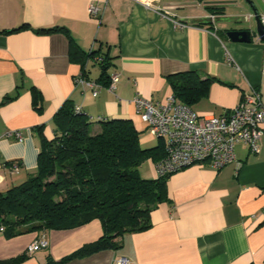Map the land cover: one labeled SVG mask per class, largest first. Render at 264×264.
Instances as JSON below:
<instances>
[{"label":"crops","instance_id":"crops-1","mask_svg":"<svg viewBox=\"0 0 264 264\" xmlns=\"http://www.w3.org/2000/svg\"><path fill=\"white\" fill-rule=\"evenodd\" d=\"M191 1L153 0L155 8L149 9L133 0H0V193L37 172L38 128L52 139L54 117L66 101L95 121L131 120L143 148L159 141L147 131L133 100L139 95L164 102L173 95L171 75L196 71L215 78L208 95L191 107L198 116L224 115L253 89L264 101V42L257 37L233 42L226 35L231 29H254L253 10L263 18L264 0H251L253 6L246 0ZM91 5L100 9L99 18L90 15ZM209 18L219 22L193 23ZM53 28L64 32H37ZM66 32L85 54L94 51L110 59L108 74L120 76L115 92L105 88L94 97L90 88L76 84L82 69L70 59ZM87 71L92 81L101 75L93 61ZM32 88L41 93V113L33 108ZM16 131L22 132V142L7 137ZM235 153L236 162L222 169L206 162L168 177V198L151 212V228L125 235L119 251L64 264H117L121 257L131 264H264V137L258 153L243 143ZM157 163L149 160L140 167L144 179L158 178ZM102 235L98 220L13 238L0 229V260L26 255L20 264L60 262ZM43 236L49 247L28 253Z\"/></svg>","mask_w":264,"mask_h":264},{"label":"trees","instance_id":"trees-1","mask_svg":"<svg viewBox=\"0 0 264 264\" xmlns=\"http://www.w3.org/2000/svg\"><path fill=\"white\" fill-rule=\"evenodd\" d=\"M212 12L219 8L210 7ZM197 26H203L198 24ZM24 29L10 31L18 32ZM64 32L53 28L39 33ZM70 41V59L81 65L89 79L87 64L99 52L85 54L76 41ZM95 64L101 69L96 80L110 85V59ZM173 95L192 107L203 98L215 81L189 71L168 77ZM33 108L41 113V93L32 88ZM54 135L48 139L39 127L41 149L37 172L23 184L0 193V229L7 238L35 232L65 231L101 222L103 235L86 244L60 262L90 257L103 251H119L127 234L146 232L151 228L150 214L167 200V179H144L139 169L147 161L159 162L167 154L166 142L159 139L153 148H143L141 132L129 119L91 121L83 111L77 112L72 101H66L56 113ZM26 255L0 260V264H20Z\"/></svg>","mask_w":264,"mask_h":264},{"label":"built area","instance_id":"built-area-1","mask_svg":"<svg viewBox=\"0 0 264 264\" xmlns=\"http://www.w3.org/2000/svg\"><path fill=\"white\" fill-rule=\"evenodd\" d=\"M133 1L149 9L155 8L153 0ZM89 13L93 18H99L100 9L91 5ZM261 22L264 27V17ZM92 61L94 64H100L103 58L96 56ZM75 81L78 86L90 88L93 96L97 97L105 88L115 92L120 76L117 73L112 74L108 87L87 80L82 72ZM133 104L150 135L166 142L167 154L156 164L158 178H168L206 162L211 163L216 170L222 169L236 162L235 149L239 144H246L253 153H258L264 137V101L256 89L246 94L237 107L221 116H198L174 95L164 102H153L137 95ZM81 110L76 107L77 112ZM89 119L95 121L92 117ZM102 120L105 119H96ZM7 137L23 141L20 131L8 133ZM18 170V165H13L12 171L16 173ZM48 247V240L43 236L28 247V253L33 254ZM117 264L131 263L126 257H121Z\"/></svg>","mask_w":264,"mask_h":264},{"label":"water","instance_id":"water-1","mask_svg":"<svg viewBox=\"0 0 264 264\" xmlns=\"http://www.w3.org/2000/svg\"><path fill=\"white\" fill-rule=\"evenodd\" d=\"M251 6L252 1L246 0ZM254 21H255V28H248V29H231L227 31L226 35L227 37L233 41V42H239V43H250L253 41L254 37H257L259 40L264 42V27L262 25L261 19L262 17L257 13V11L254 9ZM219 21L217 19L209 18V19H195L193 20V23H199V24H216Z\"/></svg>","mask_w":264,"mask_h":264},{"label":"rangeland","instance_id":"rangeland-1","mask_svg":"<svg viewBox=\"0 0 264 264\" xmlns=\"http://www.w3.org/2000/svg\"><path fill=\"white\" fill-rule=\"evenodd\" d=\"M163 2H165V1H168L169 3H173V2H176V3H182L183 2V4H192V1L191 0H162ZM197 2H199V1H197ZM202 2V1H201ZM203 7H205V6H203ZM176 8V7H175ZM155 141H159V139L158 138H156L155 139ZM148 162V161H147ZM146 163V162H145ZM143 170V168H141V169H139V173H140V176L142 177V178H145L143 175H141V171ZM144 173V172H143ZM142 173V174H143ZM145 174V173H144Z\"/></svg>","mask_w":264,"mask_h":264}]
</instances>
